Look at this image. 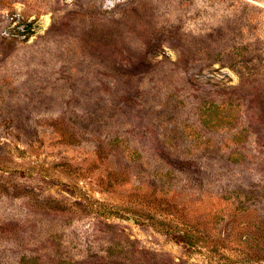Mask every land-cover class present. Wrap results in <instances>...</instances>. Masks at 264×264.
<instances>
[{
	"label": "rangeland",
	"instance_id": "1",
	"mask_svg": "<svg viewBox=\"0 0 264 264\" xmlns=\"http://www.w3.org/2000/svg\"><path fill=\"white\" fill-rule=\"evenodd\" d=\"M0 264H264V0H0Z\"/></svg>",
	"mask_w": 264,
	"mask_h": 264
},
{
	"label": "water",
	"instance_id": "2",
	"mask_svg": "<svg viewBox=\"0 0 264 264\" xmlns=\"http://www.w3.org/2000/svg\"><path fill=\"white\" fill-rule=\"evenodd\" d=\"M46 23H47V20L46 19H43L41 22H40V26L39 28L36 30L37 33L41 32L44 27L46 26Z\"/></svg>",
	"mask_w": 264,
	"mask_h": 264
}]
</instances>
